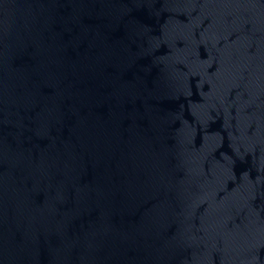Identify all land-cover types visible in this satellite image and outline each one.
<instances>
[{
    "label": "water",
    "instance_id": "water-1",
    "mask_svg": "<svg viewBox=\"0 0 264 264\" xmlns=\"http://www.w3.org/2000/svg\"><path fill=\"white\" fill-rule=\"evenodd\" d=\"M0 264H264V0H0Z\"/></svg>",
    "mask_w": 264,
    "mask_h": 264
}]
</instances>
